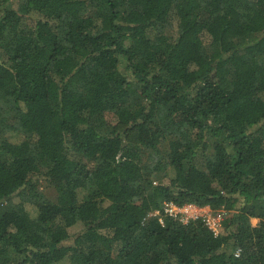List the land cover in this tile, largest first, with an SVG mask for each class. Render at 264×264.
I'll use <instances>...</instances> for the list:
<instances>
[{
	"label": "trees",
	"instance_id": "1",
	"mask_svg": "<svg viewBox=\"0 0 264 264\" xmlns=\"http://www.w3.org/2000/svg\"><path fill=\"white\" fill-rule=\"evenodd\" d=\"M0 264H264V0H0Z\"/></svg>",
	"mask_w": 264,
	"mask_h": 264
},
{
	"label": "built area",
	"instance_id": "2",
	"mask_svg": "<svg viewBox=\"0 0 264 264\" xmlns=\"http://www.w3.org/2000/svg\"><path fill=\"white\" fill-rule=\"evenodd\" d=\"M206 208L208 209V212H210V213L213 212V210L210 209V207H206ZM194 209L195 210H199V209L203 210L202 207H199V206L194 205V204H185L184 206H177L174 203H167L164 211H165L166 215H170V216H174V217L185 214L187 216V218H189V219L203 218L204 221L207 223V225L210 228H212L216 233H218L213 226L212 217L207 215V214H200V213L191 212V210H194ZM215 212H216L215 213L216 219L218 221L222 222L223 218H224L223 212L221 210L215 211ZM158 214H160V211L153 212V215H158ZM159 220L163 223L162 218H160ZM187 221H185V222H187ZM239 253H240V249L237 250L236 255H239Z\"/></svg>",
	"mask_w": 264,
	"mask_h": 264
},
{
	"label": "rangeland",
	"instance_id": "3",
	"mask_svg": "<svg viewBox=\"0 0 264 264\" xmlns=\"http://www.w3.org/2000/svg\"><path fill=\"white\" fill-rule=\"evenodd\" d=\"M206 207H208V206H206ZM206 207H202L203 210H200V209L199 210H195L194 209V210H191V212L200 213V214H207V215L211 216L212 217V221H213L214 228L216 229V231L218 233H220L223 230L222 222L221 221H218L216 219V216H215V213L216 212L215 211H213L212 213H210V212H208V209ZM30 208H31L30 210L32 211V214L36 215L37 210L35 209V207H30ZM217 211H219V210H217ZM179 217L183 221H187L189 219V218H187V216L185 214L184 215H179ZM223 217H224V213H223ZM251 221H252V224L253 225H257L258 222H259V219L253 218Z\"/></svg>",
	"mask_w": 264,
	"mask_h": 264
}]
</instances>
